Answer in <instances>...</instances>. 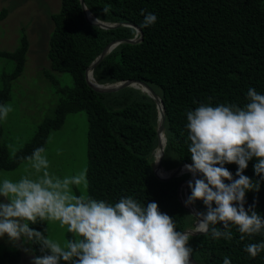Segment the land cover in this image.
I'll return each mask as SVG.
<instances>
[{
	"label": "trees",
	"instance_id": "obj_1",
	"mask_svg": "<svg viewBox=\"0 0 264 264\" xmlns=\"http://www.w3.org/2000/svg\"><path fill=\"white\" fill-rule=\"evenodd\" d=\"M92 14L101 21L130 23L140 28L141 10L154 13V25L141 29L138 43H119L95 66L94 79L99 84L128 79L146 83L162 100L165 109L166 146L162 167L171 170L190 162L186 114L202 103L236 104L243 107L249 87L264 94V0H84ZM106 10V11H105ZM8 9H0V21ZM53 30L47 51L51 68L70 74L73 84L57 87L59 95L54 113L42 121L31 139L14 154H9L2 139L0 120V170L17 168L34 149H46L51 131L59 129L68 114L84 112L87 117L86 170L87 189L73 190L96 200L114 204L131 196L142 206L156 202L159 211L169 215L177 231L193 229L195 217L179 202L178 185L188 173L170 180H159L153 172L157 146V110L154 101L140 89L130 86L113 92H97L85 80L89 64L111 41L132 38L133 28L121 26L102 29L86 23L79 0H60L58 12L51 13ZM18 43L0 48V104L11 99L15 79L24 72L29 49L24 28L18 29ZM255 159L248 162L243 175L259 181V191L245 196V209L255 202V210L264 217V180L254 174ZM236 178L237 165L225 164ZM199 174H198V177ZM228 183V181H225ZM194 184V183H193ZM191 190L188 188V197ZM200 213L202 201L192 204ZM214 207V205H213ZM45 231L46 221L30 224ZM215 227L221 228L217 224ZM232 239L213 240L210 234L189 235L188 246L199 264H264V251L250 257L246 244L264 241V230L239 239L231 226ZM74 234L65 228L63 241ZM34 256L39 245L30 241ZM20 249L0 252V264H19Z\"/></svg>",
	"mask_w": 264,
	"mask_h": 264
},
{
	"label": "clouds",
	"instance_id": "obj_2",
	"mask_svg": "<svg viewBox=\"0 0 264 264\" xmlns=\"http://www.w3.org/2000/svg\"><path fill=\"white\" fill-rule=\"evenodd\" d=\"M140 15L141 29L157 21L146 10ZM109 84L114 83L103 85ZM246 99L243 107L202 103L186 114L192 163L184 167L200 178L189 182L191 195L185 206L203 202L206 211L196 214V232L210 234L213 240H231V226L237 228L241 241L264 230V217L255 210V202L247 209L244 206L246 193L259 191L260 182L254 184L243 175L248 162L255 159L254 174L264 180V94L249 87ZM12 111L11 104H0V120ZM45 151L36 148L25 158L35 178L25 175L17 181H0V238L39 245L41 255L33 256L31 264H189L193 253L189 233L177 231L174 220L161 213L156 202L142 206L127 196L111 204L86 192L77 195L74 188L87 189L86 170L54 175L48 170ZM225 164L237 165L235 179ZM45 221L58 222L74 238L62 245L46 236V229L42 232L29 226ZM243 251L255 257L264 251V241L246 244ZM223 264H231L230 258L225 257Z\"/></svg>",
	"mask_w": 264,
	"mask_h": 264
},
{
	"label": "rangeland",
	"instance_id": "obj_3",
	"mask_svg": "<svg viewBox=\"0 0 264 264\" xmlns=\"http://www.w3.org/2000/svg\"><path fill=\"white\" fill-rule=\"evenodd\" d=\"M59 7V0H0V9H8L5 18L0 21V48L18 43L19 28H24L29 41L24 72L15 79L11 99L6 102L12 105L13 111L6 120H2V139L9 154H14L31 139L37 126L53 115L60 99L56 94L57 87L50 84V77H45L44 71H49L48 74L58 82V87H69L73 84L71 75L54 71L47 57L53 30L50 14L58 12ZM86 133L87 117L84 112L68 114L63 125L51 131L45 149L50 173L64 177L84 170ZM25 175L35 178L28 160L12 170L1 169L0 181L5 178L17 181ZM78 189L85 190L83 187ZM46 224L51 239L63 245L62 237L66 227L62 228L55 221H46ZM9 249L21 250L19 264H31L34 255L30 241L13 244L8 241L7 236L0 238V252Z\"/></svg>",
	"mask_w": 264,
	"mask_h": 264
},
{
	"label": "water",
	"instance_id": "obj_4",
	"mask_svg": "<svg viewBox=\"0 0 264 264\" xmlns=\"http://www.w3.org/2000/svg\"><path fill=\"white\" fill-rule=\"evenodd\" d=\"M79 1H80V6H81L82 11H83L84 19H85L87 24L98 27V28H102V29H114V28L121 27V26H128V27L133 28L135 31V35L133 36V38L116 39V40L109 42L103 48L101 53L86 68L85 80H86L87 84L97 92H113V91H117L119 89L125 88L127 86H130V87H133L136 89H140L142 92L146 93L154 101V103L156 105V110H157V126H156L157 146H156V149L154 152L153 172L159 180H163V181L170 180L171 178H173L175 176H180L183 173H186V172H184L185 171L184 166L190 165L191 164L190 162L182 163V164L178 165L177 167H175L171 170H165L162 167V159L164 156V150H165V146H166V137H165V127H164L165 109H164V104H163L161 98L146 83H144L140 80L128 79V80L121 81V82L114 83V84L103 85V84L97 83L94 79V76H93V71H94L95 66L104 58L105 55H107L112 50V48L114 46H116L117 44L122 43V42H125V43H138V42H140L142 40V37H143L141 29L135 24L122 23V22L110 23V22H103V21L99 20V22L97 24L96 21L98 19L95 18L90 13V11L86 8L84 0H79ZM137 32L140 33V35H138V38H136ZM90 77H91V79H90ZM197 177H198V174L195 178H197ZM195 178L190 173L189 178L182 181L178 185L177 196H178V199H179V202L181 203V205L186 210H188L189 213H191L195 217V220H196L197 219L196 214L200 213V212L193 205L185 206V201L188 198V184H189V182L194 183ZM194 223H195V228L186 229L182 232L189 233V235L201 234V233L196 232V223L197 222L195 221ZM189 264H198V263L191 256Z\"/></svg>",
	"mask_w": 264,
	"mask_h": 264
},
{
	"label": "bare ground",
	"instance_id": "obj_5",
	"mask_svg": "<svg viewBox=\"0 0 264 264\" xmlns=\"http://www.w3.org/2000/svg\"><path fill=\"white\" fill-rule=\"evenodd\" d=\"M90 79H91V77H90ZM185 168V167H184ZM163 172V171H162ZM184 172H186V173H189V172H187L186 170L184 171ZM190 174V173H189Z\"/></svg>",
	"mask_w": 264,
	"mask_h": 264
}]
</instances>
